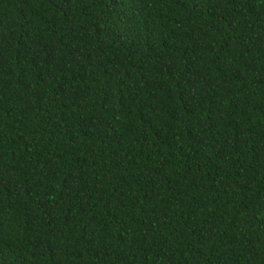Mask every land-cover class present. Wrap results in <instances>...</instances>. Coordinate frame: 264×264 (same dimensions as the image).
Returning <instances> with one entry per match:
<instances>
[{"label": "trees", "instance_id": "16d2710c", "mask_svg": "<svg viewBox=\"0 0 264 264\" xmlns=\"http://www.w3.org/2000/svg\"><path fill=\"white\" fill-rule=\"evenodd\" d=\"M0 264H264V0H0Z\"/></svg>", "mask_w": 264, "mask_h": 264}]
</instances>
